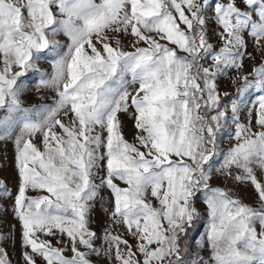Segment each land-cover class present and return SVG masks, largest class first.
Wrapping results in <instances>:
<instances>
[{"label":"snow or ice","instance_id":"obj_1","mask_svg":"<svg viewBox=\"0 0 264 264\" xmlns=\"http://www.w3.org/2000/svg\"><path fill=\"white\" fill-rule=\"evenodd\" d=\"M246 37L264 56V0H0V140H13L17 176L14 196L0 179V198L13 200L23 264H264V60L232 79L234 97L217 83L254 59ZM29 73L51 103L28 105ZM229 120L236 143L215 167ZM217 176L251 186L257 206ZM198 194L206 256L182 246ZM11 236L0 231V264Z\"/></svg>","mask_w":264,"mask_h":264},{"label":"rangeland","instance_id":"obj_2","mask_svg":"<svg viewBox=\"0 0 264 264\" xmlns=\"http://www.w3.org/2000/svg\"><path fill=\"white\" fill-rule=\"evenodd\" d=\"M212 13H208L209 17V29H210V42L215 44L217 48L219 47L218 38L215 35H212L211 30L213 29V25L211 23ZM61 42H66V38L59 37ZM248 39V52H250L253 56V60L245 59L244 67L242 72H236L232 70L228 73V75L224 78H221L217 81L219 91L223 93H230L234 97L236 94V88L240 86V81H237L235 85L232 84V79L236 76L247 75L252 72L253 66H258L262 60H264V56H261L260 52L253 47L251 39ZM40 67L48 72H51L50 63L46 60L40 61ZM37 80V76L34 73H29L27 77V82L30 87L25 95V100L28 105L32 104H49L52 102V98L55 93L51 91H47L43 95V99H40L41 93L36 92L35 90V82ZM134 86L129 87V91ZM258 95L255 91H250L245 94L243 107L240 113L241 122H246L248 118V108L252 107L255 97ZM228 97H224L222 102H227ZM231 115V113H229ZM121 120L124 124V134L126 138L131 141L133 138L134 128L132 120L121 114ZM234 128L232 127V121L229 120L227 124L224 126L222 131L218 133L217 136V153L214 160V166L219 167L222 162L223 154L230 149L235 143L233 137ZM259 175V173H258ZM0 179L4 180L8 186L9 191L13 194L16 193L17 190V176L16 170L14 167V144L13 140H0ZM212 185L214 187L218 186L221 188L234 189L235 193L245 202L254 207L257 206L256 196L251 188L241 187L238 185H234L230 181H225L223 178L217 176L212 180ZM30 195H36V193H30ZM105 200L108 199L107 191L103 194ZM13 200L10 198H0V231L7 234L9 232L12 233V236L3 243V247L7 249L9 259L11 260V264H23L21 259V243H20V224L17 222L13 215ZM106 206V205H105ZM195 206L199 212V217L193 222V226L188 229L187 236L184 237L182 241V246H186L188 252L195 254L197 251L200 252L201 255H207L206 251H202L200 249V244L205 243V233L208 229L209 217L207 213V207L204 203L203 194H198L195 200ZM93 224L92 227L98 233L101 232L102 227L107 223V217L103 214V209L100 203H97L95 209L92 213ZM199 242V243H198ZM97 243H100L97 241ZM70 255V253H69ZM96 260V257L92 258ZM42 264V262H40ZM99 264H105L104 261H100ZM184 264H190V261L187 256H185Z\"/></svg>","mask_w":264,"mask_h":264}]
</instances>
